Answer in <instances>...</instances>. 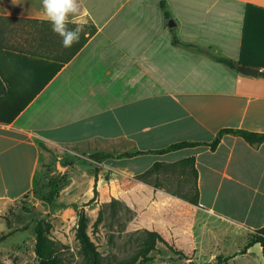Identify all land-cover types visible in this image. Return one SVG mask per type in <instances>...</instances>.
<instances>
[{"label": "crops", "instance_id": "0c3cea01", "mask_svg": "<svg viewBox=\"0 0 264 264\" xmlns=\"http://www.w3.org/2000/svg\"><path fill=\"white\" fill-rule=\"evenodd\" d=\"M78 4L68 27L83 30L65 48L42 0H0V226L49 162L41 144L123 154L210 144L222 129L264 134V0ZM140 156L149 159L141 174L155 163L196 159V256L199 238L218 232L222 250L207 262L264 264L259 244L244 251L264 228V143L225 135L215 151L198 146ZM232 235L245 239L235 253Z\"/></svg>", "mask_w": 264, "mask_h": 264}, {"label": "rangeland", "instance_id": "374dc122", "mask_svg": "<svg viewBox=\"0 0 264 264\" xmlns=\"http://www.w3.org/2000/svg\"><path fill=\"white\" fill-rule=\"evenodd\" d=\"M50 150V160L44 164L32 191L2 214L0 239H4L0 241V264H41L35 253L38 224H42L47 238L58 248L56 254L61 264H94L93 252L84 250L77 236L82 214L88 219L87 233L98 253L97 264H117L140 255L145 231L153 227L170 226L179 240L185 241L186 233L170 218L174 208L172 200L187 202L195 195L191 168L183 173L181 167L161 166L141 178L145 173L141 174V167L149 159H141L140 155L131 160L111 158L96 163L91 156L102 151L93 152L85 146H60ZM53 184L57 185V195L49 202ZM95 189L99 196L92 201ZM113 200L117 202L115 208ZM101 210L102 220L95 227ZM11 230L14 233L5 236ZM218 234L210 232L199 238L195 258L198 263L221 264L218 258L207 262L210 252L222 250ZM244 240L232 235L230 253H235ZM149 255L153 260L147 264L190 262L162 243H157L156 250Z\"/></svg>", "mask_w": 264, "mask_h": 264}, {"label": "trees", "instance_id": "16d2710c", "mask_svg": "<svg viewBox=\"0 0 264 264\" xmlns=\"http://www.w3.org/2000/svg\"><path fill=\"white\" fill-rule=\"evenodd\" d=\"M208 54L211 55V53ZM215 59L218 62L224 63L233 69L237 67L232 60L221 57H215ZM3 92H5V86L0 77V93ZM225 135L239 136L251 145H258L264 143V134H259V133L250 132L247 130H240V129H222L218 133L215 140L210 144L201 143V142H178L171 144L161 150L123 153V154H119L117 157L112 153L97 152L91 156V159L94 160L96 163H102L104 160L111 158H117V159L133 158L145 154L162 155L186 148H195L198 146H209L212 151H215ZM41 148L47 150L48 152L51 151L45 144H41ZM195 163H196V159L194 157L173 164L155 163L150 170H148L147 172L141 175V178H143L145 175H149L153 170H158L161 166H169L171 168L181 167L183 173H185L188 168H191L190 173L195 180V189H196L195 195L192 198L187 199V202L172 200V202L174 203V208L171 212V218H170L176 223L177 227H179L182 231L186 233L187 236L185 238V241L184 242L180 241L170 226L153 227L145 231L146 237L143 239L141 243V254L133 255L131 257L125 258L124 260H120L117 264H147L151 262L153 260V257L150 256L149 254L150 252L156 250L157 243H162L167 247V249H169L175 255H179L184 257L185 259H189L190 262L188 264H197L194 261V258L196 257L197 254V248H196L195 238L192 234L193 221L196 215V210L199 205V199H200L199 189L197 185L198 172L196 170ZM95 179L97 182L98 175H96ZM115 185H118V183ZM108 187H112V185H109ZM57 189H58L57 185L53 184L48 196L49 202L52 201L57 195ZM94 194L95 195L92 201L99 196V191L95 189ZM116 203H117L116 200L112 201L113 208L116 207ZM102 217H103V210L99 212L98 219L94 224L95 227H97L98 224L101 222ZM87 227H88V219L85 216V214H82L79 220V228H78L77 236L81 242L82 248L84 250L93 252L92 262L94 264H97L98 253L96 252L95 246L91 242L90 237L87 233ZM45 233L46 232L44 231V227L42 226V224H38L35 227V236H36L35 253L37 257L39 258L40 262H43V264H61V262H59L60 261L59 257L56 254L58 252V248H56V245L47 238ZM3 239L4 238H1L0 241H2ZM256 244H259L261 246V250L264 257V228L259 229L255 233L251 234L250 241L248 245L245 247L244 251H246L248 248Z\"/></svg>", "mask_w": 264, "mask_h": 264}, {"label": "clouds", "instance_id": "9594fccd", "mask_svg": "<svg viewBox=\"0 0 264 264\" xmlns=\"http://www.w3.org/2000/svg\"><path fill=\"white\" fill-rule=\"evenodd\" d=\"M42 4L52 30L62 37L63 46L68 48L78 42L82 26L77 24L75 28L68 27L73 17L80 12L78 0H42Z\"/></svg>", "mask_w": 264, "mask_h": 264}, {"label": "water", "instance_id": "95a60500", "mask_svg": "<svg viewBox=\"0 0 264 264\" xmlns=\"http://www.w3.org/2000/svg\"><path fill=\"white\" fill-rule=\"evenodd\" d=\"M238 69L246 76L249 77H254L257 78L259 75V69H255V68H245V67H241L238 66ZM41 264H43V262H41Z\"/></svg>", "mask_w": 264, "mask_h": 264}]
</instances>
